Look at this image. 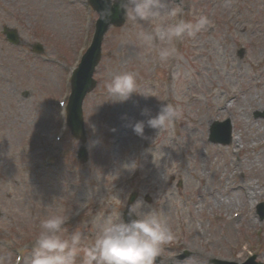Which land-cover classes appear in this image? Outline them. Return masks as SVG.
Returning <instances> with one entry per match:
<instances>
[{"label": "rangeland", "instance_id": "obj_1", "mask_svg": "<svg viewBox=\"0 0 264 264\" xmlns=\"http://www.w3.org/2000/svg\"><path fill=\"white\" fill-rule=\"evenodd\" d=\"M71 1L0 0V7L21 14L17 19L23 16L19 33L24 42L40 41L44 47L40 58L26 48L0 52L1 243H19L13 235L17 226L32 234L37 217L66 214L83 201L90 206L78 228L88 243L104 217L122 211L133 186L138 199L160 212L172 230L182 229L190 245L206 247L205 239L211 238L217 256L251 252L264 264V220L258 222L252 208L255 201H264V118L252 117L253 111L264 110V0H182L185 21L204 16L210 23L195 37L182 39L172 63L159 62L155 51L144 53L135 38L138 27L129 21L109 29L94 74L96 87L82 105L88 161H75L78 142L68 132L63 144L75 167L63 162L46 167L41 154L59 122L54 99L68 92L64 77L76 59L82 19L93 22L92 13L78 4L83 0ZM259 23L261 32L255 30ZM143 27L148 31L152 25ZM241 47L245 53L237 59ZM150 65L153 75L145 71ZM122 72L136 75L139 93L123 103L112 101L116 98L104 88L106 80ZM151 81L169 84L162 95L179 105L182 117L160 132L146 126L141 138L130 123L146 121L161 107L162 95L147 86ZM24 91L27 97L22 98ZM226 116L233 126L232 142L226 147L209 144L208 125ZM134 171L135 178L126 184L125 177ZM171 176L159 194L162 179ZM236 210L241 217L231 219ZM190 224L206 233L193 238ZM0 255L8 256L1 248Z\"/></svg>", "mask_w": 264, "mask_h": 264}, {"label": "clouds", "instance_id": "obj_2", "mask_svg": "<svg viewBox=\"0 0 264 264\" xmlns=\"http://www.w3.org/2000/svg\"><path fill=\"white\" fill-rule=\"evenodd\" d=\"M106 3L107 7L98 13L99 19L107 23L115 6L125 20L138 27L135 38L143 52L155 51L161 63L178 57L177 41L195 37L210 23L204 16L195 22L177 20L182 9L168 7L164 0H106ZM169 19L173 22L165 24L164 21ZM145 22L152 25L151 30H144ZM104 88L110 97L116 98L112 100L115 102L123 103L133 94H139L137 78L132 72L112 75L105 81ZM177 100H180L179 96ZM142 114H147V110H142ZM181 117L178 104L165 103L155 116L129 126L137 136L144 138L146 126L160 132L173 126ZM92 143L94 146L97 141ZM127 215V221L121 212L104 217L94 239L88 243L84 242L79 228L71 231L66 228L70 220L67 214L45 217L39 224L30 264H155L162 246L173 242L175 233L161 213L141 199L128 206ZM0 264H14V261L0 255Z\"/></svg>", "mask_w": 264, "mask_h": 264}, {"label": "water", "instance_id": "obj_3", "mask_svg": "<svg viewBox=\"0 0 264 264\" xmlns=\"http://www.w3.org/2000/svg\"><path fill=\"white\" fill-rule=\"evenodd\" d=\"M116 12H118L117 10H115ZM87 88V86L86 87H84L83 89H86Z\"/></svg>", "mask_w": 264, "mask_h": 264}]
</instances>
